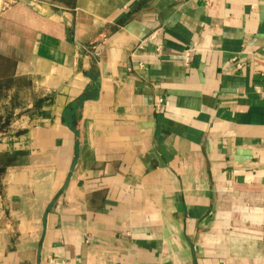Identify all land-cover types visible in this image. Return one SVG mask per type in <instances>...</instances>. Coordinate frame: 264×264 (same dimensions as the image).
I'll return each instance as SVG.
<instances>
[{"label":"crops","instance_id":"0c3cea01","mask_svg":"<svg viewBox=\"0 0 264 264\" xmlns=\"http://www.w3.org/2000/svg\"><path fill=\"white\" fill-rule=\"evenodd\" d=\"M0 264H264V0H0Z\"/></svg>","mask_w":264,"mask_h":264}]
</instances>
